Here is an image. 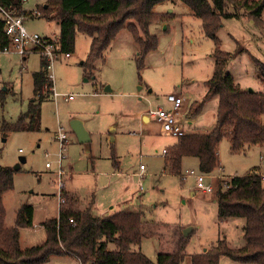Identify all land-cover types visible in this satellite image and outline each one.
<instances>
[{
  "label": "rangeland",
  "instance_id": "rangeland-1",
  "mask_svg": "<svg viewBox=\"0 0 264 264\" xmlns=\"http://www.w3.org/2000/svg\"><path fill=\"white\" fill-rule=\"evenodd\" d=\"M46 3L47 0H26L21 9L23 13H32ZM227 10L235 11L231 5ZM153 11L172 13L174 17L167 23L149 27L150 35L157 37L158 45L146 55L141 70L136 65L138 47L129 32L123 29L103 59L95 63L92 74L86 75L80 63L88 53L90 39L77 33L73 56L67 59L59 56L49 71L55 92L64 97L54 99L49 92L45 94L40 101L39 130L0 131V166L18 167L13 174V188L2 196L5 227L14 225L21 205H31L34 210L33 227L20 229L21 249L42 244L46 237L43 223L58 214L59 129L67 138L61 152V166L65 172L61 184L69 196H78L76 208L90 205L93 196V214L106 216L113 204L137 192L140 182L142 191L136 195L142 199L144 228L157 236L166 234L174 242L143 240L141 252L153 263L158 253L169 246L173 248L180 226L191 223L196 225V231L186 244L183 264H189L191 255L199 253L201 246L214 245L218 235L220 238L226 236L231 248L243 245L240 234L244 219L219 220L215 204L210 200L216 193L200 194L195 189V180L185 176L189 171L198 173L196 159H182L179 173H171L162 150L173 139L162 135L152 118L146 125L140 120L147 110L165 108V95L186 92L181 96L186 102L179 116L181 124L188 133L195 126L211 131L218 101L217 97L206 101L200 115L187 121L190 108L202 101L206 93L205 83L213 72L214 46L203 34L200 20L179 0L161 2ZM237 14L223 19L216 33L221 50L230 54L226 71L242 90L264 93V84L253 61L264 63V26L259 27L248 20L244 9ZM22 18L29 34L48 38L59 34L55 21L41 16L22 15ZM261 19L264 22V9ZM40 63V57L35 53L26 56L25 60L15 52L0 53V128L4 122L16 123L30 102H38L33 92L32 74L40 69ZM69 96L72 100L67 99ZM73 120L82 123L90 143L77 142L70 129ZM260 120L264 124V114ZM186 122H192L193 126L189 127ZM192 132L196 131L193 129ZM217 155L219 167L205 179V184L216 185V190L220 183L214 179L221 175L230 179L252 170L264 174V144L245 146L233 155L228 142L223 139L218 144ZM140 165L145 169L142 177L134 176ZM117 172L125 176L112 175ZM193 188L198 196L190 197ZM125 209L132 210L128 206ZM131 248L138 250V246ZM109 249L114 246L110 244ZM44 264L79 263L72 257L53 256ZM219 264L240 263L221 257Z\"/></svg>",
  "mask_w": 264,
  "mask_h": 264
},
{
  "label": "trees",
  "instance_id": "trees-1",
  "mask_svg": "<svg viewBox=\"0 0 264 264\" xmlns=\"http://www.w3.org/2000/svg\"><path fill=\"white\" fill-rule=\"evenodd\" d=\"M38 11L48 21H55L59 27L61 49L73 53L77 33L90 39L85 60L80 64L86 75H91L95 63L103 59L112 41L119 32L126 29L138 47L137 69L144 67L146 55L155 50L158 39L150 35L149 27L155 23H167L174 15L155 13V5L167 0H47ZM189 7L200 20L203 34L212 41L214 59L213 72L206 81V93L202 101L194 104L188 118L200 115L203 105L217 97L215 125L207 134L191 133L175 141L166 150L167 167L173 174L179 173L183 158H194L198 172L208 175L219 167L218 144L225 139L231 154H238L245 146L264 144V93L245 91L226 71L230 54L220 48L216 36L222 20L238 16L244 9L246 17L253 24L263 27L261 14L264 0H179ZM14 16H22L20 0H0ZM235 9L228 12V6ZM0 45H8L0 21ZM25 60V58H22ZM41 60V59H40ZM264 84V63L253 60ZM33 92L38 102H30L27 111L16 123H2L3 133L37 131L40 128V101L45 94L43 87L52 86L47 78L46 63L41 60L40 69L32 74ZM14 169L0 166V264H44L53 256H68L79 264H183L187 240L179 238L172 253H159L153 263L140 251L141 243L151 233L144 228L140 212L118 211L106 216L94 215L91 207L76 208L77 200L60 190L57 217L43 223L46 233L42 244L21 249L20 229L33 227L34 210L23 204L16 212L14 225L6 228L5 209L2 196L13 188ZM228 188L218 187L215 196L219 220L244 219L242 229L243 245L231 248L224 238L216 240L205 253L191 255V264H219L226 257L240 264H264V184L256 170L243 176L231 178ZM72 220V222H70ZM114 249L110 250L109 245ZM131 246H138L133 250Z\"/></svg>",
  "mask_w": 264,
  "mask_h": 264
},
{
  "label": "built area",
  "instance_id": "built-area-1",
  "mask_svg": "<svg viewBox=\"0 0 264 264\" xmlns=\"http://www.w3.org/2000/svg\"><path fill=\"white\" fill-rule=\"evenodd\" d=\"M22 3L26 0H20ZM26 16L31 18L40 16L38 11H34L32 13H27ZM0 21L3 23V32L4 36L8 39V45L1 46L0 45V53H8L15 52L20 55L22 58H25L31 53L37 54L41 60L46 63V71L47 78L52 82V76L49 74L52 70L53 63L58 60L59 56L64 59L71 58L73 56L72 53L63 52L61 49V41L60 36L55 35L51 38L42 37L38 34H29L26 32L23 24L22 16H14L12 15L0 2ZM49 92L52 97L55 99L57 97H64L55 92L52 86L48 87L45 85L43 87L42 93ZM68 100H72V96L67 97ZM165 101L167 107H158L155 110H147L144 112V117L146 120H150L152 118L157 125L160 127V132L162 135L177 140L185 135L188 132L185 130V126L181 124L179 116L181 115V109L183 107V98L181 95L176 93H170L165 95ZM188 121V118H186ZM189 124V122H186ZM58 141L60 143V153L59 160L57 166L56 176L59 178L60 182V190L62 188L61 177L65 175L63 168L61 166V152L64 150L66 143V135L59 129ZM166 154V150H162V155ZM47 167H50L46 164ZM140 173L137 174L138 177L142 176V171H144V167L140 165L139 167ZM262 183L264 184V174H259ZM186 177H191L195 180V189L200 192L202 195H213L216 193V185L214 184H205L206 175L202 173H195L194 171H189ZM217 182L219 181L221 188L226 190L229 186L228 184L231 181V178H225V176L221 175L217 177ZM139 190H142V186L139 182L138 184ZM60 203H63L62 197L59 199ZM72 222V220H70Z\"/></svg>",
  "mask_w": 264,
  "mask_h": 264
},
{
  "label": "crops",
  "instance_id": "crops-1",
  "mask_svg": "<svg viewBox=\"0 0 264 264\" xmlns=\"http://www.w3.org/2000/svg\"><path fill=\"white\" fill-rule=\"evenodd\" d=\"M163 27L166 29V26H164L163 25ZM115 40V39H114ZM183 93V95H185L186 94V92H182ZM176 94H178V95H181L180 93H176ZM183 95H181V96H183ZM185 100L183 99V106L185 105ZM166 107H167V104H166ZM140 120H141V122H142V124H148L149 122H150V120H146V118L144 117V112L142 113V116H141V118H140ZM190 120V118L188 119V121ZM192 121L194 120V119H191ZM190 120V121H191ZM190 126H193V124H192V122H189V127ZM214 128V127H213ZM193 129L198 133H201V134H207V133H209L210 132V130H204V129H197V127L195 126V127H192V131H193ZM189 132L188 134H191V133H196V132ZM212 131V130H211ZM175 141L176 140H171V143H168V144H166V146H165V150H167L169 147H171L174 143H175ZM184 159V158H183ZM197 161V160H196ZM197 165H198V163H197ZM145 170V169H144ZM143 172V171H142ZM138 173H140V171H137V173H134L133 175L134 176H136ZM186 174H187V172H186ZM185 174V175H186ZM112 175H116V176H118V177H124L125 175L123 174V173H120V172H117V173H113ZM142 177V176H141ZM141 191L142 190H139V188H138V190H137V192L138 193H141ZM137 192H134L133 194H132V196L131 197H129V198H126V199H124V200H122V202H120V203H117V204H113L110 208H109V214H112V213H115V212H118V211H126V209L125 208H127V206L128 207H130L132 210L131 211H135V212H140L141 213V211H142V203H141V197L140 196H137L136 194H137ZM73 197H74V199L75 200H77V201H79V199H78V196H75V195H72ZM194 196H198L197 195V193L195 192V190H194V188H193V191L190 193V197H194ZM207 196H209V195H207ZM91 212L93 213V211H92V209H93V202H94V199H93V196H91ZM205 200H209V199H207L206 197H205ZM210 200H211V202L213 203V204H215V207H216V203H215V197H213L212 196V198H210ZM187 201H189V198L187 199ZM90 205H88V206H90ZM88 206H86V207H88ZM86 207H84V208H86ZM95 207V206H94ZM117 208H119V209H117ZM137 208H139V209H137ZM216 213H217V208H216ZM109 214H107V215H109ZM142 215L144 216V213H142ZM144 218V217H143ZM151 221V220H150ZM184 230H186V233H184L185 235H183V231ZM196 231V225L194 224V223H191V224H187V225H181L180 226V229H178V231H177V233H176V237H178L177 239H176V241L179 239V238H184V239H186L187 240V242H188V239H189V237L192 235V234H194V232ZM241 232V231H240ZM156 234V233H155ZM155 234H151V235H149L146 239H156V240H159V241H162V242H166V243H168V242H170L172 239H168V235L166 236V234H163V236L162 235H159V236H157V235H155ZM240 237H241V239H242V232H241V234H240ZM220 238V235H218V238L217 239H219ZM222 238H224L225 240H226V236H223ZM146 239H144V240H146ZM227 241V240H226ZM172 242H173V240H172ZM174 243V242H173ZM142 244V243H141ZM175 245L173 244V248H172V246H169V249H167L166 251H161L160 253H172L173 251H174V247ZM201 246V245H200ZM211 247V245H203V246H201L200 247V252L199 253H194V254H200V253H205L206 251H208L209 250V248ZM140 251H141V246H140ZM144 254V253H143ZM159 254V253H158ZM157 254V255H158ZM145 255V254H144ZM146 256V255H145ZM189 264H191V259H190V263Z\"/></svg>",
  "mask_w": 264,
  "mask_h": 264
},
{
  "label": "water",
  "instance_id": "water-1",
  "mask_svg": "<svg viewBox=\"0 0 264 264\" xmlns=\"http://www.w3.org/2000/svg\"><path fill=\"white\" fill-rule=\"evenodd\" d=\"M140 90V89H139ZM251 91V90H248ZM70 129L71 132L75 135L77 142L79 144H88L90 143V137L88 132L85 130L84 126L82 125V123L78 120H73L70 122ZM113 140V138H111V141ZM21 162H23V160H21ZM14 170H18V167H14ZM184 233H186V230L183 231V235H185Z\"/></svg>",
  "mask_w": 264,
  "mask_h": 264
}]
</instances>
